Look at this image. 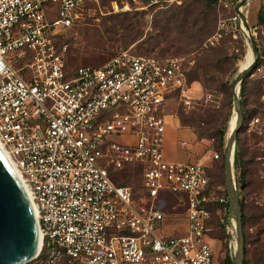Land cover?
I'll list each match as a JSON object with an SVG mask.
<instances>
[{"label":"built area","instance_id":"1","mask_svg":"<svg viewBox=\"0 0 264 264\" xmlns=\"http://www.w3.org/2000/svg\"><path fill=\"white\" fill-rule=\"evenodd\" d=\"M188 1L147 0L145 9ZM217 1L231 11L218 31L237 38L238 0ZM96 3L0 0V146L36 207V259L45 252L69 264H220L208 223L215 205L228 215L229 199L210 188L205 165L165 154L171 101H193L183 61L123 52L67 76L69 45L60 41ZM249 126L264 165V123ZM136 164L139 192L114 183L110 168ZM166 194L187 208L182 235L164 234Z\"/></svg>","mask_w":264,"mask_h":264},{"label":"rangeland","instance_id":"2","mask_svg":"<svg viewBox=\"0 0 264 264\" xmlns=\"http://www.w3.org/2000/svg\"><path fill=\"white\" fill-rule=\"evenodd\" d=\"M147 0H99L92 6L86 19L79 25L68 30L63 41L67 42L68 61L73 68L78 66L98 67L107 63L114 56L129 52L137 56H155L159 58H177L183 61L187 73L193 71L200 61L212 58L218 62L217 68L211 70L210 79L205 81L191 82V91L188 95L192 97V103L187 105L181 99L174 98L169 106L170 114L175 117L181 128H187L193 133V129L185 127L181 122V115L191 117L209 111L207 125L205 127L209 135L206 139L198 141L206 147L205 157L220 154L217 149L218 140L212 137L220 128L227 126L229 121V134L234 120V106L231 87L250 62L249 47L241 31H237V38L231 34L218 31L220 20H226L231 16V11L225 9L218 3L214 6V12L210 26L200 37V43L195 47L186 39L181 42H166L159 37L158 26L163 20L183 21L198 17L197 13L205 9L203 4L197 0L188 1L182 6L173 7L164 11H152L145 9ZM263 8L264 0H249L243 8L244 15L249 28L253 31L254 40L261 49L262 62L259 70L255 69L249 77V85L245 96V110L256 111V114L243 123L242 143L247 150V159L253 160L250 167V175L253 183L246 193L245 212L246 233L248 237V264H264V216L259 208H264V165L257 158L261 156L258 146L257 135L250 130L249 123L254 118H259L264 123V25H259L256 13ZM51 14V13H50ZM187 17V18H186ZM217 33H222L217 39ZM176 36L175 32L174 35ZM212 40V43H210ZM255 41V43H256ZM260 58V54H259ZM238 59V60H234ZM176 126V125H175ZM181 135L182 131H178ZM188 141V139L183 138ZM237 145V143H236ZM221 159L213 160L210 167L211 183L213 189L219 194H225L226 175L221 171ZM137 168L121 171L117 177L118 183L131 186L138 191L140 187L141 172ZM127 175V176H126ZM126 176V177H124ZM225 180V185H224ZM227 192V191H226ZM169 201L164 205L174 207ZM170 212V210H166ZM181 212L187 213L184 206ZM168 218V217H167ZM183 224V222H182ZM180 225L177 221H167L164 229L167 235L179 236L173 232V228ZM210 237L219 241L215 249L220 264L226 258H234L235 238L232 229L230 212L225 216L224 212L215 215ZM26 264H69L67 261H52L50 259L42 262L34 259Z\"/></svg>","mask_w":264,"mask_h":264},{"label":"water","instance_id":"3","mask_svg":"<svg viewBox=\"0 0 264 264\" xmlns=\"http://www.w3.org/2000/svg\"><path fill=\"white\" fill-rule=\"evenodd\" d=\"M249 0H240L236 13L242 23L243 35L248 47L252 50V64L233 82L231 93L234 111L237 113L236 128L231 132L224 150V170L226 175V191L229 199V212L235 238L233 264H244L245 239L242 223V212L237 192L234 159L237 137L244 123L243 105L240 100V87L244 79L256 69L259 51L254 35L248 26L243 8ZM248 33V35L246 34ZM32 201L11 162L0 149V264H26L39 251V224Z\"/></svg>","mask_w":264,"mask_h":264},{"label":"trees","instance_id":"4","mask_svg":"<svg viewBox=\"0 0 264 264\" xmlns=\"http://www.w3.org/2000/svg\"><path fill=\"white\" fill-rule=\"evenodd\" d=\"M199 2H201V4H203V6L205 7L204 10L199 11L197 13L198 17L192 18L191 20L189 19H185L183 21H176V20H163V22L158 26V30H160V35L159 37L162 38L164 41L169 42V41H177V42H181L182 39H186L190 42V44L192 46H197L200 43V37L203 34V32L210 26L211 23H214V20H212L213 17V12H214V6L218 3L217 0H197ZM239 2V0L236 2ZM178 7V6H176ZM173 8V7H171ZM170 9V8H169ZM149 10V9H147ZM153 11V9H150ZM168 10V9H165ZM160 11H164V10H160ZM235 12V10H232V14ZM187 18V17H186ZM256 18L258 21L259 25H264V12H263V8L259 9L258 12L256 13ZM174 32L176 34V36L174 35ZM256 41V40H255ZM61 44H66L67 42L63 41V37L60 41ZM256 46L258 48L259 54H260V58L257 64L256 69L258 70L260 68V64L262 62V54H261V49L259 48V45L256 41ZM234 60H238V59H234ZM217 64L218 62L216 60H213L212 58H206L204 61H200L198 63V66L191 71L190 73H187V80L189 83V80L191 82H196V81H205L210 79V73L211 70L214 68H217ZM80 67H87V66H78V67H71L69 65V61H68V52L66 54V58H65V68H66V73L67 76H73L75 74V72L77 71V69H79ZM100 67V66H98ZM249 77H246L243 81V83L241 84L240 87V100L242 102L243 105V111H244V123L246 124L247 120L249 118H252L255 114L256 111H246L245 110V96H246V91L248 89V85H249ZM211 82H214V79H210ZM209 115V111H205L202 112L200 114H194L191 117L185 116L184 114L181 115V122L182 125L185 127H189L191 129H193L194 134L197 136L198 139L200 140H204L206 139L209 135L208 130L201 126V124H203L204 126L207 125V120H208V116ZM233 113L231 114V116L229 117L228 121H227V126H225V128H220L217 132V134H213L212 137L217 138L218 140V145H217V149L219 154V159H221V164H220V170L224 171V150L227 144V141L229 139V121L232 117ZM242 133L243 130L241 129V131L238 134L237 137V145H236V149H235V159H234V169H235V179H236V185H237V192H238V196H239V200H240V207H241V212H242V223H243V229H244V239H245V256H244V264H248V261L246 259V256L248 254V237H247V233H246V220H247V216H246V204H245V199H246V193L245 191L251 187L253 180L251 179L250 173V167L251 164H253V160H248L247 159V150L246 148H244V145L242 143ZM261 154V153H260ZM217 159V160H219ZM131 169V168H137L138 170H140L139 172H141V177H140V187L138 188V191L135 189V193L139 192V190L141 189V184H142V174H143V167L139 164L136 165H127L125 166V168H123L122 170H114L113 168L109 169L110 172V176L112 178V180L114 181V183L118 186H126V187H131L122 183H118L117 181V177L119 176L121 171H124L126 169ZM208 174L210 177V188L213 189V185L211 183V178L213 176H215V174L212 176V174L210 173V168L208 169ZM127 176V175H126ZM124 176V177H126ZM212 176V177H211ZM224 185H225V180H224ZM225 196L228 197L227 192L225 190ZM220 209L219 205H215L212 207V219L211 221L208 223V227H209V235L210 232L212 230V224H213V220L215 215L218 214V210ZM260 211L263 212V216H264V208H259ZM48 256L47 254L44 252L41 256V261L44 262L46 260H48ZM62 261H66L65 258L62 259ZM77 264V263H74ZM222 264H233V258H226L224 259V261L222 262Z\"/></svg>","mask_w":264,"mask_h":264},{"label":"crops","instance_id":"5","mask_svg":"<svg viewBox=\"0 0 264 264\" xmlns=\"http://www.w3.org/2000/svg\"><path fill=\"white\" fill-rule=\"evenodd\" d=\"M178 131H182L181 135ZM183 138L188 139V141L183 140ZM184 142L186 143V145L183 144ZM204 147L206 146H204L202 142L197 140L196 135L191 130L187 128H181L179 121L175 117L169 118V125L165 143V154L167 159L176 162H195L205 165L209 169L212 165L213 159L211 158V156L208 158L205 157V153L207 150L204 149ZM165 197L167 199V202L169 201L170 203H172V206L174 207L172 210L170 209L171 207L164 208V210H170L169 213L167 212L168 218L166 219L165 223L169 220L180 222V225L173 228V232L182 235L187 231V213L180 211L184 206H178L177 199L171 194H166ZM163 207L165 206L163 205ZM163 230L164 234L167 235L164 228ZM218 242L219 241L217 240H212L214 252Z\"/></svg>","mask_w":264,"mask_h":264},{"label":"bare ground","instance_id":"6","mask_svg":"<svg viewBox=\"0 0 264 264\" xmlns=\"http://www.w3.org/2000/svg\"><path fill=\"white\" fill-rule=\"evenodd\" d=\"M242 30L245 31V29H242ZM246 34L248 35V33H246ZM248 50H249L250 58H251V59H250L249 64L246 66V68H245L244 70H246V69L252 64V62H253V60H254V55H253V53H252V50H251L250 48H249ZM244 70H243V71H244ZM243 71H242V72H243ZM233 118H234V120L232 121V127H231V129H230V134H229V136L231 135V132L236 128V124H237V113H236L235 111H234V116H233ZM0 149L3 151V153H4L5 156L8 158V160L11 162L12 166L14 167V169L16 170L17 174L19 175L21 181H22L23 184H24V181H23V179H22V177H21L19 171H18V169L16 168V166L14 165V163L12 162V160L8 157V155L6 154V152H4V150L1 148V146H0ZM24 186H25V188H26V190H27V192H28V195H29V197H30V193H29V191H28V189H27V187H26L25 184H24ZM30 200H31V197H30ZM31 201H32V200H31ZM32 207H33L34 213H35V215H36V207L34 206V204H32ZM41 248H42V235L40 234V235H39V251L41 250ZM36 258H37V256H36L34 259H36Z\"/></svg>","mask_w":264,"mask_h":264}]
</instances>
